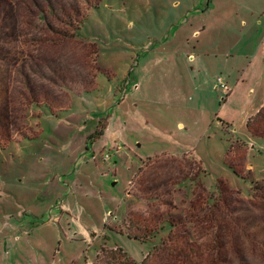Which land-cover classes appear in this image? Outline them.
I'll return each mask as SVG.
<instances>
[{
	"label": "rangeland",
	"instance_id": "obj_1",
	"mask_svg": "<svg viewBox=\"0 0 264 264\" xmlns=\"http://www.w3.org/2000/svg\"><path fill=\"white\" fill-rule=\"evenodd\" d=\"M214 1L0 0V264H264V83L167 51Z\"/></svg>",
	"mask_w": 264,
	"mask_h": 264
},
{
	"label": "crops",
	"instance_id": "obj_2",
	"mask_svg": "<svg viewBox=\"0 0 264 264\" xmlns=\"http://www.w3.org/2000/svg\"><path fill=\"white\" fill-rule=\"evenodd\" d=\"M251 1L241 0L240 4H237L236 11L227 17L231 20L236 16L237 22L232 24L228 21L225 25L224 18L220 16V12L224 10V2L218 0L211 2L206 11H201L206 15L213 14L199 18L202 31H195L190 35L178 33L171 41L170 50H167L177 57V65L187 73L189 83L197 86L199 80L201 84H205L204 82L208 80L215 91L223 92L224 97L222 96L221 99L223 107L232 103L237 93L241 96L251 91V95L257 96L258 86L264 83V28L261 29V26L264 27V9L259 10ZM197 15L200 14L197 12ZM185 55L191 61V70H198V77H193L189 69L187 71V62L182 60ZM233 58L237 60H232ZM242 58L246 59L245 66L242 65ZM220 74L230 87V92L219 87L217 78L221 77ZM194 100L192 99V102ZM260 101V105L249 118L264 106L263 96ZM194 110L195 108L188 107V111ZM228 122V120L221 121L225 126L229 125ZM179 127L184 128L183 125ZM115 154L120 156L121 151L117 150ZM128 195L130 199L136 197L130 190Z\"/></svg>",
	"mask_w": 264,
	"mask_h": 264
},
{
	"label": "trees",
	"instance_id": "obj_3",
	"mask_svg": "<svg viewBox=\"0 0 264 264\" xmlns=\"http://www.w3.org/2000/svg\"><path fill=\"white\" fill-rule=\"evenodd\" d=\"M247 128L253 137L264 139V106L253 117L248 119ZM155 252L157 253L158 251L155 249ZM143 264H145V260Z\"/></svg>",
	"mask_w": 264,
	"mask_h": 264
},
{
	"label": "built area",
	"instance_id": "obj_4",
	"mask_svg": "<svg viewBox=\"0 0 264 264\" xmlns=\"http://www.w3.org/2000/svg\"><path fill=\"white\" fill-rule=\"evenodd\" d=\"M217 83L219 85V87L222 89V90H225L227 92H230V87H228V85L225 83V81L223 80L222 77H218L217 78Z\"/></svg>",
	"mask_w": 264,
	"mask_h": 264
}]
</instances>
